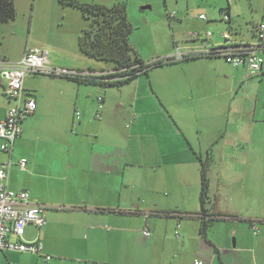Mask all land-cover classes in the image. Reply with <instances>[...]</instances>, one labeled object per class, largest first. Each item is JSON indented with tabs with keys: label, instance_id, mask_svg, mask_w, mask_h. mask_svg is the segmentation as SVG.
<instances>
[{
	"label": "crops",
	"instance_id": "0c3cea01",
	"mask_svg": "<svg viewBox=\"0 0 264 264\" xmlns=\"http://www.w3.org/2000/svg\"><path fill=\"white\" fill-rule=\"evenodd\" d=\"M51 6L63 18L75 16L66 7L56 3ZM227 8L230 26L239 36L240 27L232 26L231 8ZM258 23L250 29L251 38L255 37ZM85 27L81 19L71 20L69 34L55 33L53 28V34H49L48 27H42L34 37L27 36L26 44L17 53L0 48V61L16 62L26 48L40 47L47 50L50 66L96 73L112 71L104 67V62L80 52L78 36ZM6 36L14 43L22 37L15 19L0 26L2 42ZM240 36L244 37L242 33ZM218 42L212 34L205 43ZM200 43L188 38L181 47ZM198 60L203 68L196 71L202 79L196 89L204 91L199 99L210 98L213 93L217 97V84H210L209 76L230 80L222 93H233L229 110L234 114L228 116L224 127L215 118L196 128L198 120L196 125L183 120L176 124L169 115L171 129L146 133L157 145L150 153L160 154V158L183 155L178 157L182 161L161 160L150 168L154 177L146 179L148 190L162 188L167 191L164 196L156 192L142 197L136 193L143 179L138 148L130 145L131 139L141 135L137 104L150 95L159 101L154 93L158 85L148 75L141 74L120 86L83 85L44 74L24 78V95L35 98L36 109L23 119L22 134L11 152L0 150V165L11 161L9 189H29L31 200L46 207L44 227L40 231L33 227L35 232L31 234L32 226H27L24 239H34L38 234L43 252L50 259L5 249L0 250V264H264V163H252L248 157L251 151L259 150L257 130L264 114L256 118L254 108L250 115V109L244 112V105L234 104L241 95L259 89L264 66L257 75L248 76L246 66L227 62L228 65L221 57ZM94 62L102 66L95 68ZM3 85L0 76V120L12 103L3 94ZM98 95L103 102L100 117H96ZM165 108L163 111L168 113ZM76 110L81 113L78 120L74 117ZM128 119L132 125L126 129L123 123ZM186 151H192L198 160L185 161ZM20 158L27 159L25 169L16 164ZM202 160L206 162L208 179L205 214L220 216L208 223L205 236L198 218ZM124 187L128 192L123 191ZM164 212L172 214L164 218ZM250 219L256 221L255 230L247 222ZM144 229L149 230V235L143 233ZM104 231L107 233L100 234ZM137 231L144 236L142 242L133 237Z\"/></svg>",
	"mask_w": 264,
	"mask_h": 264
},
{
	"label": "rangeland",
	"instance_id": "374dc122",
	"mask_svg": "<svg viewBox=\"0 0 264 264\" xmlns=\"http://www.w3.org/2000/svg\"><path fill=\"white\" fill-rule=\"evenodd\" d=\"M85 3H100L104 5H112L115 2L124 1L127 7V17L132 26V31L129 37L130 43L133 45L139 56L146 62L149 61H161L162 65L153 67L149 70L148 76L153 84H157L155 87L154 96H145L144 100H139L137 104L138 118L141 121L139 123L140 137H134L131 139L130 145H134L138 148L139 154L138 159L140 162V170L142 172V180H140V187L136 193L139 196L146 197L156 192L161 196L167 194L166 190L159 188V190H148L149 182L146 179L153 178L154 173L150 168L152 164H157L161 160L165 162L182 161L183 155L172 154L160 158V154L150 153L151 149L156 148V142L154 139L147 138L146 133H151L153 129L167 131L170 127V116L176 124H181V121H185L187 124H195L198 120L197 125H207L211 120L214 121L217 118L220 127H224L227 123L228 116L233 115L229 110V104L233 93L228 92L224 94L226 88L230 86V80L223 78H215L209 76L207 81L210 84L215 83L218 87L217 97L207 99H199V94L204 91L198 90L197 84L202 81L200 78V71L203 68L201 60H176L175 62H166L164 59L166 56L173 54L175 47H181V44L190 38V33L195 30L205 32L210 29L213 31L218 41L221 40L220 31L227 29L228 23L220 20V9L227 10L228 5L231 8V15L234 19L232 26L235 28L240 27V32L244 37L236 36L240 38L252 39L250 29L252 25L261 20L264 21V0H78ZM60 6L58 0H14L16 15L15 21L21 29V38L14 42H9L10 36H6L3 42L0 38V48L4 52L10 54L17 53L27 41V36L31 34L34 37L36 32H40L41 28L48 27L49 34L52 33V28L55 33L69 34L71 32V20L81 19L84 25L87 26V20L82 16L81 12L74 7L66 6L67 11H72L75 16H65L57 14L58 11L52 8V4ZM149 5V9H142V6ZM63 11V8H61ZM71 9V10H68ZM175 13L174 17H170L169 13ZM203 13L208 21L201 20L199 14ZM181 19V22H178ZM73 22V21H72ZM239 26V27H238ZM2 42V43H1ZM170 51V53H167ZM93 61V60H92ZM95 61V60H94ZM104 62V67L112 69V64ZM225 62V60H224ZM92 63V62H91ZM92 64L95 68L102 66V64L94 62ZM228 64L227 62H225ZM229 65V64H228ZM142 76L146 77V74ZM256 79V78H255ZM204 81H206L204 79ZM213 81V82H212ZM75 82V81H74ZM77 83V82H75ZM205 83V82H204ZM88 85L91 83H81ZM214 85V84H213ZM219 85V86H218ZM113 87V86H111ZM201 92V93H200ZM85 94V92H83ZM242 94V93H241ZM239 94V96L241 95ZM83 99V97L81 98ZM237 106L244 105L246 109H250V115L254 110L256 111V118L261 114H264V79L260 84V87L256 91H250L245 94L244 97L238 98L235 103ZM166 106V113L163 111V107ZM139 112V113H138ZM141 115V116H140ZM137 116V115H136ZM137 118V119H138ZM138 119V120H139ZM169 119V120H168ZM259 127L257 130L260 134L257 136V142L259 143L258 151H251L248 155L250 161H260L264 163V120L263 123H258ZM132 125L131 119H128L123 123V127H130ZM181 126V125H180ZM192 129V127H191ZM190 130V129H189ZM192 131V130H191ZM156 141L163 145L162 141L157 138ZM187 158L198 160L197 156L192 151H186ZM248 159V160H249ZM193 161V160H192ZM240 164V163H239ZM156 166V165H154ZM240 168L241 165L237 164ZM189 170L187 169L186 172ZM185 169L182 170V173ZM264 173H261L263 177ZM190 177V174L188 175ZM128 187H124L123 191H127ZM122 212L123 209H120ZM121 212V213H122ZM177 211L176 213H178ZM141 218V216H139ZM164 218L167 216H163ZM78 219V217H77ZM149 219H153L150 216ZM140 221V219L138 218ZM133 218V224L135 223ZM210 223V221H208ZM123 225V224H122ZM142 224L138 227L142 228ZM27 229V228H26ZM31 234H34L35 230L32 227ZM206 232V229H205ZM205 232L202 236H205ZM251 237H254L251 231H248ZM104 231L100 234H106ZM125 234L123 235V237ZM133 237L138 242H142L144 239L143 234L137 231L133 234ZM12 239L14 237H11ZM83 240V238L81 239Z\"/></svg>",
	"mask_w": 264,
	"mask_h": 264
},
{
	"label": "built area",
	"instance_id": "2783aa9c",
	"mask_svg": "<svg viewBox=\"0 0 264 264\" xmlns=\"http://www.w3.org/2000/svg\"><path fill=\"white\" fill-rule=\"evenodd\" d=\"M174 17L175 13H169ZM201 20H206L203 13L199 14ZM230 15L227 10L220 11V20L227 22V29L220 32L221 40L216 43H205L213 34L210 29L205 32L199 30L190 33L192 41H202L197 45L189 47L176 46L173 54L165 57V61L180 60L192 56L214 55L223 58L226 62L234 65H244L247 68L248 76H254L261 72L264 66V22L256 26L255 37L250 39H238L230 26ZM0 76L4 81L3 94L12 102L7 108L4 117L0 120V150L11 152L15 140L22 134V121L36 109L34 97L25 96L23 81L30 74H44L54 77L93 76L101 77L112 71L96 73L92 71H78L63 67L49 65L47 50L40 47L26 48L23 56L16 62L0 61ZM98 112L103 107L102 96H97ZM264 107V104H263ZM81 113L75 111L74 117L80 119ZM26 158H20L16 164L20 169H25ZM11 161L0 165V250L10 249L20 252L44 255L46 260L50 255L43 252V244L39 235L34 239L25 240L24 234L27 226H32L40 231L46 224L44 205L37 204L31 200L29 189L12 190L7 187L9 168ZM256 221L250 226L256 229ZM143 233L149 235V230L144 229ZM13 236V240L9 236ZM194 264H200L196 261Z\"/></svg>",
	"mask_w": 264,
	"mask_h": 264
},
{
	"label": "trees",
	"instance_id": "16d2710c",
	"mask_svg": "<svg viewBox=\"0 0 264 264\" xmlns=\"http://www.w3.org/2000/svg\"><path fill=\"white\" fill-rule=\"evenodd\" d=\"M62 7L71 6L77 8L87 20L88 25L78 36V48L81 53L91 59L105 61L112 64V73L101 77L93 76H64L68 80L77 83H91L99 85H123L141 74H148L153 67L163 64L161 61H144L133 45L129 37L132 26L127 17V7L124 1L115 2L112 5L100 3H85L78 0H58ZM223 9H220V11ZM16 10L14 0H0V26L15 18ZM218 56H192L180 60L198 58H217ZM169 60L166 62H175ZM201 193L200 213L201 231L205 232L208 221L218 219L220 216H207L204 210V201L207 196L208 179L206 176V162L201 161ZM177 212V211H173ZM172 212H164L163 216H170ZM254 220H248L250 224Z\"/></svg>",
	"mask_w": 264,
	"mask_h": 264
},
{
	"label": "water",
	"instance_id": "95a60500",
	"mask_svg": "<svg viewBox=\"0 0 264 264\" xmlns=\"http://www.w3.org/2000/svg\"><path fill=\"white\" fill-rule=\"evenodd\" d=\"M147 8H150V6L149 5L142 6V9H147Z\"/></svg>",
	"mask_w": 264,
	"mask_h": 264
}]
</instances>
